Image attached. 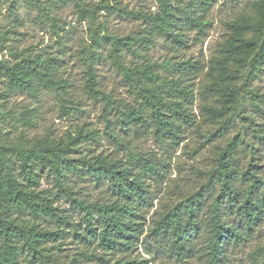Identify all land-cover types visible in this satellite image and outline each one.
Returning <instances> with one entry per match:
<instances>
[{
	"label": "trees",
	"instance_id": "trees-1",
	"mask_svg": "<svg viewBox=\"0 0 264 264\" xmlns=\"http://www.w3.org/2000/svg\"><path fill=\"white\" fill-rule=\"evenodd\" d=\"M35 1L42 6L40 0ZM59 1L73 2L80 20L93 21L96 12L104 11L147 23L149 28L137 34L93 33L92 44L85 51L83 88L93 99L102 94L96 65L104 60L101 50L108 46L107 58L136 100L135 105H126V111H118V122L150 132L159 140L171 143L182 140V126L194 122L190 112L194 101L191 80L202 67L177 52L186 46L188 32L205 33L213 0H156L157 10L152 13L127 10L117 3L111 6L104 0L95 4L90 0ZM55 8L53 2L48 10L42 9L53 24ZM225 31L216 56L207 66L210 82L201 87L202 98L210 99L204 101L201 111L206 120L219 126L212 135L228 129L233 122L232 115L227 117L230 112H236L234 116L246 121L250 129L252 125L260 126L252 117L241 114L242 94L264 118L260 105L264 95L252 88V83L264 75V0L254 1L248 12L226 22ZM158 36L175 48L176 55L161 63L170 77H162L157 65L148 59L147 51ZM128 55L135 59L126 66L124 58ZM15 60L12 65L1 66L7 87L0 91V98L18 92L36 96L41 89H63L64 81L55 75L53 59L48 55H20ZM102 96L111 103L110 96ZM252 132L264 142V131L252 129ZM82 138L80 134L69 135L66 140L44 136L31 143L20 138L16 145H6L0 130V264H142L125 255L113 257L135 249L142 231L137 218L138 208L145 202L144 176L162 178L166 164L138 153H130L127 163L101 154L74 158L73 152ZM242 143L243 138L237 135L228 141L217 153L216 165L206 182L156 215L149 235L156 241L164 240L169 255L179 263L199 259L204 264H225L224 247L231 241H244L246 234L261 224L264 179L256 175L257 165H249L239 178L234 155ZM42 172L51 176L53 188L81 215L78 225L71 222L65 210L54 207V199L39 189ZM74 177L96 185L106 184L111 197L85 201L72 186ZM239 179L245 182L242 191L237 187ZM228 208L235 215L232 222L227 220ZM202 213L205 217L201 224ZM40 219L52 221L56 228L42 227ZM67 228L72 229L74 239L86 246L71 257L60 255ZM202 230L205 240L200 239Z\"/></svg>",
	"mask_w": 264,
	"mask_h": 264
},
{
	"label": "rangeland",
	"instance_id": "rangeland-1",
	"mask_svg": "<svg viewBox=\"0 0 264 264\" xmlns=\"http://www.w3.org/2000/svg\"><path fill=\"white\" fill-rule=\"evenodd\" d=\"M40 1L43 3L41 7L37 6L35 0H0V91L7 87L1 66L14 64L20 55L36 53L46 54L53 59L55 75L64 81L63 89H41L36 96L18 92L10 94L8 98H0V130L5 144L16 145L20 138L31 143L35 138L44 136L66 140L69 135L80 134L83 138L73 152L74 158L101 154L127 163L130 153H138L153 161L162 160L166 164L162 178L144 176L145 202L139 206L137 218L142 224V231L136 247L113 258L125 255L127 259H134L142 264H204L199 259L179 263L169 255L168 244L164 240L156 241L149 235L150 227L156 215L166 207L178 204L206 182L216 165L217 153L236 135L243 138L242 145L237 147L234 155L239 178L249 165H257L255 173L264 179V142L255 138L252 132V129L264 131V118L253 110L249 98L241 95V114L252 117L255 124H260L259 127L252 125L250 129L246 121L234 116L236 112H230L227 117L232 115L233 122L229 123L228 129L223 134L218 132L212 135L219 126L206 120L201 111L204 101H210L202 98L201 87L210 82L206 75L207 66L225 38V23L248 12L250 5L257 0H213L206 18L208 25L205 33L198 35L196 31H190L186 34V46L177 53L197 62L202 70H198L196 77L191 80L194 101L190 112L194 116V122L189 126H182V140L176 143L156 139L150 132L144 133L118 122V111H126V105H135L136 100L107 58L108 46L101 50L104 60L96 65L98 86L102 94L93 99L83 88L85 51L92 44L93 33L100 36L137 34L149 28L147 23L104 11L96 12L93 21L80 20L73 2ZM90 1L95 4L101 0ZM104 1L111 6L117 3L127 10L147 13L157 10L156 0ZM53 2L57 6L52 10L55 24L42 10L43 7L48 10ZM147 55L157 65L156 69L162 77L171 76L161 67L165 59L176 55L170 42L163 37H156ZM134 59L131 55L126 56V66ZM252 88L259 95H264V75L252 83ZM103 94L111 97V103L107 102ZM260 105L264 108V102ZM72 180L74 189L87 202L103 201L111 197L106 184L96 185L76 177ZM39 181V189L54 199L53 206L65 210L71 222L78 225L81 215L71 209L69 202L53 188L51 176L42 172L39 174ZM237 187L242 191L245 182L239 179ZM204 217L202 213L199 218L201 224ZM234 219L235 215L228 208V222ZM39 223L44 228H56L48 219H40ZM66 231L68 234L62 242L63 251L60 255L71 257L86 246L74 239L72 229L67 228ZM205 236L202 230L200 239L205 240ZM199 243L201 245L202 242ZM224 257L225 264H264V217L254 232L246 234L244 241H231L224 247Z\"/></svg>",
	"mask_w": 264,
	"mask_h": 264
}]
</instances>
